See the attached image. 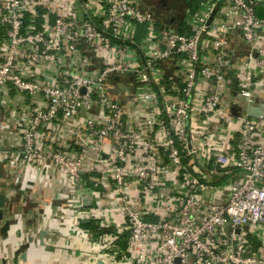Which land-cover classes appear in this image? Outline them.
<instances>
[{
  "label": "built area",
  "instance_id": "built-area-1",
  "mask_svg": "<svg viewBox=\"0 0 264 264\" xmlns=\"http://www.w3.org/2000/svg\"><path fill=\"white\" fill-rule=\"evenodd\" d=\"M184 1L0 0V163L71 180L78 264H264V0Z\"/></svg>",
  "mask_w": 264,
  "mask_h": 264
},
{
  "label": "crops",
  "instance_id": "crops-1",
  "mask_svg": "<svg viewBox=\"0 0 264 264\" xmlns=\"http://www.w3.org/2000/svg\"><path fill=\"white\" fill-rule=\"evenodd\" d=\"M17 113L15 117L20 111ZM14 118H8L0 106V143L11 140ZM29 169L0 163V193L7 197L2 210L9 223L7 235L0 237V263L12 261L14 252L25 247L23 253L28 264H78L76 255L71 257L70 253L79 254V251L70 248L64 235L73 223L67 217L71 180L60 172L54 174L51 169ZM0 222L1 227L3 222ZM82 223L91 225L88 220ZM86 261L84 257L81 260Z\"/></svg>",
  "mask_w": 264,
  "mask_h": 264
},
{
  "label": "water",
  "instance_id": "water-1",
  "mask_svg": "<svg viewBox=\"0 0 264 264\" xmlns=\"http://www.w3.org/2000/svg\"><path fill=\"white\" fill-rule=\"evenodd\" d=\"M163 1V0H162ZM256 111H255V109L254 108H252L251 110H250V114L251 115H256ZM6 199H7V197L4 195V194H2V193H0V221H2L3 222V224L1 225V227H0V237H2V236H6L7 235V233H8V220H5V217L7 216V214H5V212L2 210V208L4 207V205H5V201H6ZM1 223V222H0ZM27 246V245H26ZM25 248V247H24ZM24 248L22 247L21 249H23L24 250ZM24 252V251H23ZM21 258H23V259H26V256H25V254H22L21 255Z\"/></svg>",
  "mask_w": 264,
  "mask_h": 264
},
{
  "label": "flooded vegetation",
  "instance_id": "flooded-vegetation-1",
  "mask_svg": "<svg viewBox=\"0 0 264 264\" xmlns=\"http://www.w3.org/2000/svg\"><path fill=\"white\" fill-rule=\"evenodd\" d=\"M158 4H159V9L160 12H162L166 7H173L176 8L178 10H182L184 5H185V1L184 0H155Z\"/></svg>",
  "mask_w": 264,
  "mask_h": 264
},
{
  "label": "rangeland",
  "instance_id": "rangeland-1",
  "mask_svg": "<svg viewBox=\"0 0 264 264\" xmlns=\"http://www.w3.org/2000/svg\"><path fill=\"white\" fill-rule=\"evenodd\" d=\"M23 251H24L23 249L19 248L16 252H14L13 257H12V261H8L7 263L3 262V263L4 264H17V261H18L17 257H18L19 254L23 253ZM3 263H0V264H3Z\"/></svg>",
  "mask_w": 264,
  "mask_h": 264
}]
</instances>
